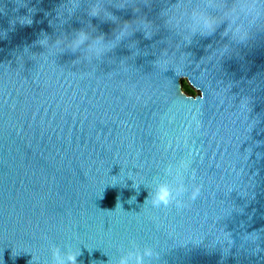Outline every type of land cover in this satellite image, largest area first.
Returning a JSON list of instances; mask_svg holds the SVG:
<instances>
[{
	"label": "water",
	"instance_id": "obj_1",
	"mask_svg": "<svg viewBox=\"0 0 264 264\" xmlns=\"http://www.w3.org/2000/svg\"><path fill=\"white\" fill-rule=\"evenodd\" d=\"M67 2L0 0V264H53L55 247L81 251L78 264H116L133 244L161 253L152 264H264V37L209 62L222 27L183 49L178 72L161 71L160 52L180 41L160 17L175 0H79L57 19ZM96 3L122 20L140 6L160 33L137 32L91 62L83 50L33 58L48 55L36 44L44 33L54 41L94 25L112 38L115 25L88 15ZM29 9L32 26L13 28ZM189 154L185 183L201 196L186 193L184 209L146 203Z\"/></svg>",
	"mask_w": 264,
	"mask_h": 264
},
{
	"label": "clouds",
	"instance_id": "obj_2",
	"mask_svg": "<svg viewBox=\"0 0 264 264\" xmlns=\"http://www.w3.org/2000/svg\"><path fill=\"white\" fill-rule=\"evenodd\" d=\"M153 3L154 0H144V7L151 8ZM19 7H26V4ZM79 7V0H68L66 4L63 3L57 8V19L62 20L65 12L73 15ZM114 7L117 10H125L128 4L121 3ZM28 11L29 15L18 16L11 20L13 28L17 23L21 27L32 26L34 11L32 9ZM133 12L134 19L122 20L105 8L102 3L93 4L89 8L88 15L103 23L115 25L112 38L104 33H97L94 25L74 30L71 34L58 36L54 41L44 33L36 44L44 48L48 55L31 53L27 47L24 49V53H31L33 58L39 55L47 60L49 56L66 52L76 54L83 50L84 59L91 62L100 60L112 52L119 43L134 36L137 32H142L147 40L153 39L160 33V25L150 20L147 15H141L140 6H135ZM160 17L164 29L180 37V41L174 45L170 39L160 41L172 45L165 47L154 62V67L161 71H167L169 67L175 66L174 69L178 72L185 59L190 56L183 49L191 46L197 37L202 39L214 37L222 27L220 41H217L215 46L208 45L209 54L204 59L209 62L213 60L221 62L225 58H230L234 54H238L241 48H247L264 37V0H199V3H193V0H175L174 4L161 9ZM177 53H179L178 60ZM139 55V53L135 54V56ZM134 93L135 85L132 86L128 94L132 96ZM247 104L248 101L245 100L241 107L246 108ZM199 112V110L196 111L197 114ZM193 122L195 131L199 132L202 124L196 119V115H193ZM191 167V154L187 158L180 159L174 165L169 164L165 168V172L167 175L173 176L174 185L165 182L158 183L155 190L150 192L146 203H150L154 208H168L172 205H175L177 209L190 207L191 204L183 200L184 195L190 191L189 200L195 202L202 192V185L194 183L190 190L185 183L186 175ZM192 179L195 180L194 172ZM258 239L259 237L252 242L256 243ZM133 249L122 255L116 264H145L146 257L149 264H152V261L159 262L161 260V253L152 247H145L141 251L138 246L133 244ZM257 251H260L259 247ZM81 255V251H71L65 255L59 247H55L53 249V264H78V257Z\"/></svg>",
	"mask_w": 264,
	"mask_h": 264
},
{
	"label": "trees",
	"instance_id": "obj_3",
	"mask_svg": "<svg viewBox=\"0 0 264 264\" xmlns=\"http://www.w3.org/2000/svg\"><path fill=\"white\" fill-rule=\"evenodd\" d=\"M183 90L187 93V94H194V91L190 88V86L186 83H184L183 86Z\"/></svg>",
	"mask_w": 264,
	"mask_h": 264
}]
</instances>
